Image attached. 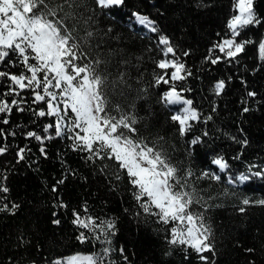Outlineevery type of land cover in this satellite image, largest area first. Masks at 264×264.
<instances>
[{
	"label": "trees",
	"instance_id": "obj_1",
	"mask_svg": "<svg viewBox=\"0 0 264 264\" xmlns=\"http://www.w3.org/2000/svg\"><path fill=\"white\" fill-rule=\"evenodd\" d=\"M45 2L56 11L49 18L62 20L81 44L86 55L82 62L92 63L105 78L110 114L134 116V138L160 152L177 170L183 190L192 194V210L203 213L211 230L214 251L202 254L205 261L191 248L170 244L172 225L143 211L114 161L89 160L88 153L73 150L67 136L44 139L43 144L29 137V132L54 135L43 128L55 118L35 115L33 110L44 105L33 103L26 91L21 105L25 111L13 107L10 114H0V148L5 149L0 154V187L8 189L0 191V209L6 208L0 210V264H55L78 253L101 254L104 247L111 248L105 264H264V205L258 203L264 200V179L245 185L227 182L229 176L249 174L250 167L264 168V60L259 54L264 0L254 2L262 23L248 26L236 38L251 43L235 59L215 48L228 34L233 0H124L112 9L98 7L96 0ZM133 13L146 16L158 31L145 33L132 22ZM161 37H167L175 59L191 73L185 79L157 84V76L163 75L157 67L164 59ZM210 54L219 61L211 63ZM0 71L18 74L22 68L6 60ZM220 81L225 87L217 95L214 89ZM8 83L0 79V94L9 90ZM172 84L199 115L183 135L171 119L172 108L162 100ZM0 99L10 103L19 98ZM217 158L229 165L226 172L213 163ZM214 174L221 179H213ZM245 198L253 203L242 204ZM74 212L98 223L113 221L111 244L91 238L80 243L81 231L92 234L73 223Z\"/></svg>",
	"mask_w": 264,
	"mask_h": 264
},
{
	"label": "snow or ice",
	"instance_id": "obj_2",
	"mask_svg": "<svg viewBox=\"0 0 264 264\" xmlns=\"http://www.w3.org/2000/svg\"><path fill=\"white\" fill-rule=\"evenodd\" d=\"M254 2L255 0H233V14L226 25L228 34L215 45L229 59H235L244 51L245 45L251 43L247 40L237 42L236 38L241 32L250 25L262 23L255 11ZM96 3L102 9H112L122 6L124 0H96ZM55 15V9L50 8L45 0H0V65H4L7 60L8 65L22 68L18 74L0 71V79L6 78L9 82V90L0 95L19 98L10 103L6 99H0V114H10L13 107L20 112L25 111L21 106L25 103L22 94L28 91L33 103L44 105L39 111L33 110L35 115L55 118L53 123L43 128L44 133L51 131L54 135L42 137L36 132H29V137L43 144L44 139L67 136L73 141V150L88 153L89 160L114 161L135 189V199L143 211L156 216L158 222L164 225H172L169 243L191 248L201 254L202 260L207 261L208 258L202 254L214 251L209 243L211 230L204 223L203 213L192 210V194L183 190L185 185L180 183L177 170L167 163L160 152L134 138V125L137 122L134 116L121 114L117 118L110 114L107 110L108 99L103 91L105 78L96 71L92 63L82 62L86 55L81 44L64 27L62 20L49 18ZM133 15L139 24L152 32L158 31L146 16L136 13ZM91 35L89 32L88 36ZM159 44L164 46L163 55L167 57L171 54L173 59H161L157 63L158 69L163 70V75L157 76V84H170L191 74L183 63L175 59L176 53L167 37H161ZM259 54L260 59L264 60V41L259 44ZM12 55L16 57L15 60L11 59ZM207 59L215 64L220 58H213L210 54ZM99 63L96 61L97 65ZM168 69L173 70L170 76ZM166 76L169 78L166 79ZM224 87L223 81L218 82L215 93L219 95ZM162 100L166 105H184L182 114L171 117L178 122L182 135L191 127L190 121L199 119L198 113L191 106L192 101L184 99L174 84L163 95ZM115 110L120 111L118 105ZM2 122L7 124L8 120L4 119ZM192 143H198V139ZM4 151L5 149L0 148V154ZM40 151L44 153L45 150L41 147ZM18 155L23 159V150ZM213 163L220 172H226L229 167L223 158L214 159ZM248 173L229 176L227 182L230 185H244L252 177L264 179V169L252 171L250 167ZM204 175L208 176V173ZM117 178L119 179V175ZM212 178L217 181L221 179L218 174H214ZM0 191L7 192L8 189L0 187ZM251 203L253 202L247 198L242 200L244 205ZM258 203L264 205V200ZM73 215V223L92 234L89 237L81 231L77 237L80 243L91 238L105 245L111 244L108 237L110 233L115 234L113 230L116 226L113 221L98 223L91 216L82 217L76 212ZM54 223L59 224V221ZM110 253L111 248L104 247L101 254H75L58 260L55 264H104Z\"/></svg>",
	"mask_w": 264,
	"mask_h": 264
},
{
	"label": "rangeland",
	"instance_id": "obj_3",
	"mask_svg": "<svg viewBox=\"0 0 264 264\" xmlns=\"http://www.w3.org/2000/svg\"><path fill=\"white\" fill-rule=\"evenodd\" d=\"M133 23H135V24H137L139 27H141L143 30H144V32L145 33H147V34H155L156 32H152V31H150L148 28H146L144 25H141V24H139V22L136 20V18H135V16H134V19H133V21H132ZM154 24V23H153ZM155 26V25H154ZM161 45V44H160ZM161 47L164 49V46L163 45H161ZM164 59H169V60H171V59H173L172 57H171V54H169L167 57H165L164 56ZM173 71V70H172ZM171 108H172V111H173V114L174 115H176V114H182V109H183V107H184V105H169ZM192 106V105H191ZM195 121H197V120H195ZM193 121H190V124L192 123ZM217 166V165H216ZM218 167V166H217ZM219 169V168H218ZM264 169V168H263ZM220 171V170H219ZM257 177H252L248 182H246L245 184H248V183H250L251 181H254L255 179H256ZM258 179V178H257ZM244 184V185H245ZM78 254H83V253H78ZM85 255H88V254H85ZM105 264V263H104Z\"/></svg>",
	"mask_w": 264,
	"mask_h": 264
}]
</instances>
